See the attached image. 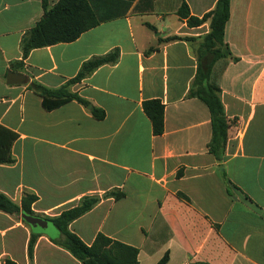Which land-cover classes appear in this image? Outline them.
I'll return each instance as SVG.
<instances>
[{"label": "crops", "instance_id": "obj_1", "mask_svg": "<svg viewBox=\"0 0 264 264\" xmlns=\"http://www.w3.org/2000/svg\"><path fill=\"white\" fill-rule=\"evenodd\" d=\"M59 1L0 0V125L17 135L13 163L0 164V192L17 204L35 195L32 211L44 219L100 198L70 230L87 245L103 234L133 246L139 264L166 254V264H264V0H231L228 55L210 74L234 122L223 161L208 148V106L189 95L214 55L210 21L191 27L178 13L187 4L201 19L218 0H87L96 27L24 59L26 34ZM114 51L115 63L70 84L86 62ZM10 73L26 79L9 83ZM33 83L67 87L88 104L48 110ZM154 100L165 108L162 135L144 112ZM59 237L0 211V264H82L52 241Z\"/></svg>", "mask_w": 264, "mask_h": 264}, {"label": "trees", "instance_id": "obj_2", "mask_svg": "<svg viewBox=\"0 0 264 264\" xmlns=\"http://www.w3.org/2000/svg\"><path fill=\"white\" fill-rule=\"evenodd\" d=\"M230 2L231 0H218L216 8L201 19L191 16L187 4H184L178 12L180 17L187 20L191 27L201 26L210 21L211 31L206 40L208 48L213 49L214 55L211 61L209 58L205 59V62L199 66L198 74L189 95L201 99L210 110L213 135L208 148L218 161L224 159L228 131L234 122L226 116L220 96L221 90L210 82V74L213 64L228 55L223 52L222 48L225 49L226 47L224 35L226 24L230 19ZM148 7L149 9L144 10V12L152 9V5H148ZM99 23V19L87 0H60L55 7L46 10L43 19L26 34L22 42L23 57L26 59L34 49L58 43L73 42ZM173 39L176 38H171V40ZM118 57V51H114L106 56L89 60L82 66L79 74L70 84L86 79L103 65L115 63ZM31 87L42 96L44 107L48 110L73 99L88 104L83 99L70 93L67 87L57 91H51L36 83H33ZM144 112L152 122L154 134L162 135L164 133V105L158 100L146 102ZM93 114L98 119L105 116V112L99 109H94ZM16 138V134L0 125V164L13 163L11 149ZM112 196L119 200L124 197V194L113 192ZM36 200L35 195L26 194L21 205H19L0 192V211L11 215L25 213L35 216L32 205ZM99 202L100 198H83L79 205L73 209L63 212L58 217L46 218L60 233V237L52 241L68 250L82 264H139V250L133 246L113 240L103 234H99L92 245H87L70 230L73 221L88 213ZM27 225L31 227L29 224ZM35 242L36 237L33 236L30 242V256H32ZM168 260L169 255L166 254L158 264H166ZM5 264L14 263L7 261Z\"/></svg>", "mask_w": 264, "mask_h": 264}, {"label": "water", "instance_id": "obj_3", "mask_svg": "<svg viewBox=\"0 0 264 264\" xmlns=\"http://www.w3.org/2000/svg\"><path fill=\"white\" fill-rule=\"evenodd\" d=\"M25 79L26 78L24 75H18L15 73L9 74V83L23 82ZM22 218L27 224H29L33 228L40 227L41 229H47L50 226L49 221L44 218L28 215L25 213L22 214Z\"/></svg>", "mask_w": 264, "mask_h": 264}, {"label": "rangeland", "instance_id": "obj_4", "mask_svg": "<svg viewBox=\"0 0 264 264\" xmlns=\"http://www.w3.org/2000/svg\"><path fill=\"white\" fill-rule=\"evenodd\" d=\"M21 203H22V201H21ZM21 203L19 205H21ZM16 215H19L20 216L21 214H16ZM55 228L56 227L53 224H50L49 229L54 230ZM38 229L40 230L41 228L38 227Z\"/></svg>", "mask_w": 264, "mask_h": 264}]
</instances>
